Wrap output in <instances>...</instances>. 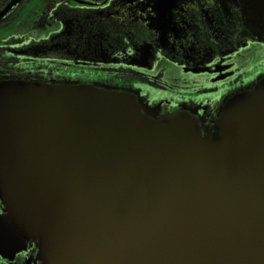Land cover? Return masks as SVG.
I'll use <instances>...</instances> for the list:
<instances>
[{
    "label": "water",
    "instance_id": "1",
    "mask_svg": "<svg viewBox=\"0 0 264 264\" xmlns=\"http://www.w3.org/2000/svg\"><path fill=\"white\" fill-rule=\"evenodd\" d=\"M238 5L264 40V0ZM32 248L40 264H264V79L205 125L94 83L1 81L0 255Z\"/></svg>",
    "mask_w": 264,
    "mask_h": 264
},
{
    "label": "flooded vegetation",
    "instance_id": "2",
    "mask_svg": "<svg viewBox=\"0 0 264 264\" xmlns=\"http://www.w3.org/2000/svg\"><path fill=\"white\" fill-rule=\"evenodd\" d=\"M234 2L21 0L0 21V82L94 83L132 92L159 118L188 112L205 125L227 98L264 79V40L243 26ZM39 43L49 44L30 50ZM35 255H0V264H40Z\"/></svg>",
    "mask_w": 264,
    "mask_h": 264
}]
</instances>
